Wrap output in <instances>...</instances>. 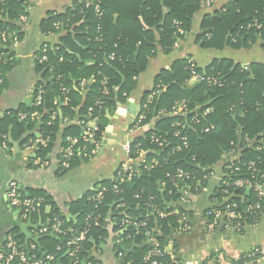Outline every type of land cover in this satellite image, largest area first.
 I'll use <instances>...</instances> for the list:
<instances>
[{
	"label": "trees",
	"instance_id": "obj_1",
	"mask_svg": "<svg viewBox=\"0 0 264 264\" xmlns=\"http://www.w3.org/2000/svg\"><path fill=\"white\" fill-rule=\"evenodd\" d=\"M91 1L101 6L104 11L102 19L97 16L94 6L88 7L87 1L83 0L75 2L74 8L67 13L55 15L41 25L43 34H54L64 29L66 35L62 37V44L50 49L48 62L38 64L44 78L40 85L46 90L44 102L39 107L32 105L24 112L38 111L40 116L35 120H22L19 111H14L0 121V140L3 135L19 138L33 129L36 131L31 136L34 140L38 134L49 140L46 147L38 144L36 158L47 160L60 132L62 148L67 144L68 136L84 135L85 126L71 124L63 128L60 114L73 118L78 116L83 122L96 118L95 138L102 140L117 101L125 102L136 85L138 65L143 66L159 49L164 53L172 52L176 43L182 42L187 34H193L196 14L205 0ZM29 6L28 0H0V52L7 54L8 60L1 65L2 70L11 64L9 46L13 42V32L20 39L24 37V25L20 18L22 15L29 16ZM202 16L195 39L204 49H223L226 46L240 48L259 40L264 43V28L254 26L258 22L264 27V0H229L224 8ZM56 23H60L58 28ZM99 25L102 26L100 30ZM3 31L9 33L6 41L1 37ZM111 54H115L114 59L110 58ZM189 59H178L170 69H162L156 77L155 87L144 96L140 110L145 115L143 124L158 119L154 129L146 130L131 143V157L136 160L133 166L138 171L136 177L120 182L118 179L103 182L101 185L107 187L108 191L102 202L97 205L92 198L93 192H90L77 203L80 212L77 220L66 223V227L73 228L74 234H77L86 228L87 218L92 215L89 236L82 243L78 264L87 260L91 239L98 238L113 204L115 207L122 205L119 209L122 213L120 223L126 219L131 221V224L124 225L127 228L124 236L129 237L127 240H148L143 234V227L134 225L147 222L152 235L164 249L165 234L168 235L172 227L182 226L180 214L162 218L154 212L151 204L166 212L174 211L173 206L176 205L179 213H186L178 203L180 186L184 182L173 177L179 168L196 176V179L185 182L194 192L210 182L211 178L207 175L211 171L219 175L223 173L224 166L229 164L225 155L233 149L239 157L230 163L244 167L248 162L255 161L264 172V64L252 62L244 67L232 59H216L205 69L197 64L200 73L216 77L218 83L197 80L190 85L192 74ZM89 61H93L92 64ZM52 66L54 71L50 72ZM58 76H62V79L58 80ZM105 77L109 78L106 85ZM84 79L87 84L82 87ZM62 86L67 87L69 93L66 94ZM157 89L160 90L153 102L144 108L148 96ZM66 96L69 97L68 103H65ZM99 101L102 103L99 104ZM182 101H186L188 112L174 114L173 108ZM90 107H94L91 114ZM208 109L211 112L206 113ZM193 118L199 121L196 123ZM207 128L210 130L206 131ZM177 131L187 135V147L176 136ZM153 136L165 140L163 147L153 141ZM246 137L251 139L249 146ZM92 147L93 144H88L89 149ZM141 151L146 155L143 156ZM78 161L77 154L70 168H63L59 164L61 173H66ZM243 171L246 172V167ZM241 176L242 173L234 176L228 173L224 174L223 179L232 184L233 178ZM115 184L119 185L118 191L113 189ZM214 188L219 199L213 208L232 204L242 216L241 234L248 227L257 225L264 216V208L257 213L246 212L255 201L253 194L247 193L246 189L223 186L220 182ZM33 196L46 195L38 192ZM45 204L31 216L45 217ZM53 213L59 215L54 210L50 213L51 219ZM156 227L162 228V236ZM74 234L58 236L59 240L54 241L65 248ZM19 243L30 256L44 258L38 248L27 249L22 242ZM149 249L148 245L146 252ZM246 255L232 262L244 264L248 261ZM144 258L145 253L138 258L139 264H150ZM159 261L161 264H176L168 254Z\"/></svg>",
	"mask_w": 264,
	"mask_h": 264
},
{
	"label": "crops",
	"instance_id": "obj_2",
	"mask_svg": "<svg viewBox=\"0 0 264 264\" xmlns=\"http://www.w3.org/2000/svg\"><path fill=\"white\" fill-rule=\"evenodd\" d=\"M28 1L30 4L28 20L25 23L20 20L24 25V37L20 39L13 32V42L9 46L11 64L4 70L1 69V65L8 60L0 64V121L11 112L21 113L33 105L34 88L44 81L43 73L39 70L35 59L42 44L50 42L51 48H54L57 44L63 43L62 37L66 35L64 29L47 36L41 30L42 23L55 15L67 13L74 8L75 2L83 0ZM228 1L215 0L208 4L205 0L202 9L196 14L193 34H187L182 42L176 43L172 52L164 53L159 49L157 54L147 59L143 66L138 65L139 75L135 78L136 85L125 102L117 101L116 108L110 116L104 144L93 156L84 157L83 154H78L79 161L66 173H61L59 169L62 152L61 132L45 164L38 166L35 165V160L38 159L36 158L38 143L31 137L36 133L34 129L19 138L11 135L2 136L3 139L0 140V251L7 238L12 235L17 237V241L22 242L27 249L35 245L43 257L53 256L47 264H77L66 248L56 245L55 241L59 240L58 235L53 232H43L42 228L50 225V213L54 210L58 211L65 223L76 221L80 214L77 203L103 182L114 180L121 166L127 162L123 144L132 143L146 130L155 128L158 117L153 122L140 127H135V120L145 94L153 90L156 77L161 70L170 69L174 61L185 58H192L204 69L216 59H232L244 67L252 62L264 64V43L260 40L240 48L226 46L223 49H204L197 44L195 34L200 28L202 15L224 8ZM6 33V38L2 37L4 41L9 35L7 31ZM92 62L89 61V64ZM196 82L197 80L192 78L189 84ZM60 116L63 128L77 124L83 128L85 126L84 129H86V125L95 124L93 118L83 122L78 116L75 118L69 115L63 116V114ZM38 137L39 134L36 139ZM4 141H7L6 146L3 144ZM141 154L144 156L146 152L141 151ZM12 181L18 184L25 196L32 197L38 192L46 195V198L33 196L47 200L45 217L39 215L24 218L21 211L10 204L7 191ZM215 182H218L216 178L211 179L205 187L199 191H193L188 205L178 202L189 217L191 230L184 232L181 226L172 227L170 233L165 234L164 250L175 262L234 264L232 261L239 260L242 255L248 254L254 248L264 247V216L257 225L248 227L242 234L228 228L209 231L207 211L215 207L219 199L218 194L214 192ZM114 207L113 204L101 226L98 238L91 239L92 245L87 250V260L80 264H139L138 258L147 253L148 240L136 238L127 240L129 237L124 236L127 228L124 227L123 222H119L120 214H122L119 209L122 205L115 207L113 212ZM173 207L178 215L176 205ZM156 231L162 236V228L156 227ZM48 234L50 237H47ZM214 254L216 259L213 257Z\"/></svg>",
	"mask_w": 264,
	"mask_h": 264
},
{
	"label": "built area",
	"instance_id": "obj_3",
	"mask_svg": "<svg viewBox=\"0 0 264 264\" xmlns=\"http://www.w3.org/2000/svg\"><path fill=\"white\" fill-rule=\"evenodd\" d=\"M215 0H207L208 4L213 3ZM87 6H94V10L99 17V19H102L104 15V11L102 10L101 6L99 4H95L93 1L89 0L87 1ZM20 20L25 23L28 20V17L26 15H22ZM178 24V23H177ZM58 28L60 26V23L55 24ZM257 28H264L263 25L259 24L258 22L254 25ZM101 25H99V30L101 29ZM6 31L2 33V37L6 38ZM50 33L49 35H51ZM47 35V36H49ZM51 46L48 42H44L40 48L39 53L36 55L35 59L38 64L44 65L49 60V52H50ZM111 59L115 58V54L110 55ZM6 62V57L3 53H0V64ZM189 63L191 65V74L192 78L199 81H207L210 84H216L218 83V79L214 76H208L204 73H200L197 69L198 66L195 63V61L190 58ZM54 71V67L52 66L50 68V72ZM62 76H58V80H61ZM109 78H104V84L108 83ZM87 84V80H83L81 82L82 87H85ZM160 87V86H159ZM62 90L67 94L69 93V89L65 86H62ZM108 88L105 87V91H107ZM160 89L155 90L150 96L148 97V101L146 104H144V108L148 106L149 103H152L154 100V97L159 93ZM45 88L40 85L36 86L34 88V96H33V106L39 107L44 102V95H45ZM69 102V97L66 96L65 103ZM99 104L102 102L99 101ZM94 110V107L89 108L90 114ZM141 110V109H140ZM139 110V113L137 112L136 120H135V127H140L143 125V119H145V115L141 114ZM188 108L186 105V101H182L178 103L173 108L174 114H180V113H187ZM211 112L210 109L206 111V113ZM20 119L24 120L27 118H31L32 120L37 119L40 116V113L38 111L33 112H21L19 113ZM195 119V118H193ZM96 118H93V121H95L93 126L86 125V129L84 132V135L82 137L78 136H68L67 137V144L65 147L62 148L61 156H60V164L63 168H70L71 167V161L77 154H83L84 157H90L95 155L102 145L104 144V138L102 140H97L95 138V131L97 130V124H96ZM199 120L195 119V122L197 123ZM179 125V123H178ZM210 128H207L206 131H209ZM176 136L180 137V140L183 142V146H188V137L187 135H184L181 133V131L176 132ZM153 141L156 142L160 147H163L165 144V140H161L160 137H152ZM6 140V138H5ZM245 141L247 142V145L249 146L251 143V139L249 137L245 138ZM7 141H4V146L7 145ZM36 142L38 144H41L42 146L46 147L49 144V140L47 138H44L43 136L39 135V137L36 139ZM81 143H83L81 145ZM88 144H93L94 147L91 149L88 148ZM123 149L127 154V162L124 163L119 171L117 172V176L115 179H118V181H124L126 178L128 180H131L132 178L136 177L138 171L133 166L135 159L131 157V142H125L123 144ZM237 152L233 149L230 153L225 155V158H227L229 164L224 166L223 175L217 174L214 171H211L210 175L208 174L211 179H215L222 183L223 186L232 185L235 188H241L249 190L250 193L253 194L254 202L248 207L246 212L250 213H257L262 208H264V172L260 170L255 161H250L247 164H245L244 167H246V172L243 171L244 167L241 165H235L230 163L232 160H236L238 158ZM45 164V160L43 159H36L35 165H42ZM234 176L237 173H242L241 177H235L233 178L232 184L227 183L223 177L224 174ZM206 176V177H207ZM176 179H179L180 181L184 182L182 186H180V203L183 205H188L190 203V199L192 196V187L185 182L191 179H196V176L189 172L185 171L182 168H179L176 173L173 175ZM114 190H119V185L115 184L113 187ZM108 191V188L105 186L100 185L96 190L93 191L94 196L92 197L93 200L96 202V204H100L102 200L105 197V193ZM7 197L10 201V204L16 208H18L21 211V214L24 218L30 217L33 213L37 212L39 207L46 203L45 198L43 197H31V196H25L21 189L19 188L18 184L15 181H12L8 186L7 191ZM152 199V198H150ZM224 201H226V197L223 198ZM96 205V206H97ZM153 206L154 212L158 214L160 217L165 218L171 215H175L177 212L171 211L166 212L164 210L158 209L155 205L151 204ZM180 214V222L182 223V230L184 232L190 231L191 226L189 223V217L187 213H179ZM208 216V229L211 232H214L216 230L225 228V229H233L236 232L240 233L241 230V213L236 211L234 206L232 204H226L223 208H211L207 211ZM92 219V215H89L87 218V226L84 230L80 231L77 234H74L73 228L66 227V223L61 217L57 214H54L51 223L49 226H45L42 228L43 232H53L54 234H57L58 236L61 235H67L68 233H73L74 235L68 240L66 247L68 250V253L72 258H74L79 263V253L82 249V243L87 240L91 228L90 220ZM236 220L237 222L233 223V221ZM124 224H131V221L129 219H126L123 221ZM134 225L138 227H143L144 231L143 234L148 238V242L150 245V249L145 254L144 261L149 262L150 264H161L159 261V258L166 255V251L161 247L160 242L152 235V231L148 228L147 222H143L141 224L134 223ZM36 246L33 245L31 250H35ZM248 258V261L244 264H259L261 261H264V247H256L248 254L246 255ZM53 256H46L44 258H37L35 255L30 256L29 252L20 246L17 239L10 235L7 238V241L3 247V249L0 251V264H14L18 262L19 264H47L49 260H51ZM176 264H184V263H178Z\"/></svg>",
	"mask_w": 264,
	"mask_h": 264
},
{
	"label": "water",
	"instance_id": "obj_4",
	"mask_svg": "<svg viewBox=\"0 0 264 264\" xmlns=\"http://www.w3.org/2000/svg\"><path fill=\"white\" fill-rule=\"evenodd\" d=\"M247 193H249V190H247ZM20 222V220H19ZM259 264H264V261H261Z\"/></svg>",
	"mask_w": 264,
	"mask_h": 264
}]
</instances>
